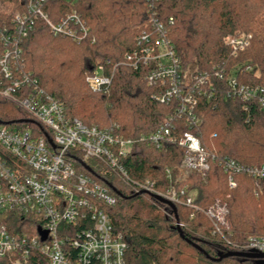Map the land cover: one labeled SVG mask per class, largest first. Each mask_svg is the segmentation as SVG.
<instances>
[{"label":"trees","instance_id":"trees-1","mask_svg":"<svg viewBox=\"0 0 264 264\" xmlns=\"http://www.w3.org/2000/svg\"><path fill=\"white\" fill-rule=\"evenodd\" d=\"M22 3L0 0V25L8 23ZM45 9L52 20L67 10L79 12L94 41L74 42L54 35L37 21L21 44L24 69L64 107L67 116L84 124L104 127L116 123L123 135L137 137L154 131L173 115V134L190 129L183 116L174 114L175 100L164 104L151 97L160 85L146 82L147 66L132 69L123 63L125 54L138 45V34L150 27L153 18L165 23L182 73L207 72L214 86L210 99L202 91L205 86L192 91L197 95L194 112L200 123L191 130L202 148L215 156L205 174L184 170V149L176 142L161 148L134 144L123 162L132 179L154 180L159 191L170 183L165 175L168 168L171 183L177 189L185 186L187 192L194 191V203L200 209L177 204L175 217L171 207L152 194L136 191L132 184L104 172L95 160H85L90 174L109 185L115 196V203L106 211L113 229L127 239L128 263L263 264L261 259L235 255L213 260L234 249L211 233L203 210L215 199L226 202L225 232L233 242H243L251 234L264 235V184L255 195L254 179L240 172L235 176L236 187L229 188L226 174L217 164L225 155L244 165L264 162V111L254 102H248L245 109L244 102L226 95L224 78L214 76L217 68H223L226 75L237 65L240 82L264 87V0H50ZM170 17L172 23L168 24ZM236 31L250 33L251 38L244 50L232 56L222 39ZM98 65L113 74L106 88L92 91L85 75ZM0 122L36 124L13 101L1 96ZM36 125L38 132H46ZM0 219L9 232H32L34 228L26 216L13 211L2 213ZM177 222L184 237L176 229ZM0 264L13 263L9 256H2Z\"/></svg>","mask_w":264,"mask_h":264},{"label":"built area","instance_id":"built-area-1","mask_svg":"<svg viewBox=\"0 0 264 264\" xmlns=\"http://www.w3.org/2000/svg\"><path fill=\"white\" fill-rule=\"evenodd\" d=\"M47 1L50 0H23L9 22L0 25V96L13 101L46 131L14 128L0 122V215L13 211L26 216L34 225L32 232L13 233L0 219V257L9 256L13 264H33L34 261L129 264L125 255L127 239L113 229L106 211V207L115 203V196L109 185L90 174L91 168L85 160H95L105 168L104 172L132 184L136 191L159 195L175 206L200 209L194 203V191L187 192L185 186L177 189L171 183L168 168L165 175L170 183L166 190L159 191L154 180L132 179L123 162L134 144L161 148L164 143L176 142L184 149L181 161L184 170L205 174L215 156L202 148L191 130L200 123L194 112L197 95L192 91L199 92L200 87L205 86L202 91L207 92L210 99L214 86L207 72L182 73L165 23L153 18L150 27L138 34V45L125 54L123 63L132 69L147 66L146 82L160 85V90L151 97L164 104L175 100L174 114L183 116L190 129L173 134L171 115L154 131L129 137L120 132L116 123L99 127L67 116L64 107L24 69L22 41L37 21L54 35L74 42L87 38L92 42L94 37H90L88 24L75 10L64 11L52 20L45 9ZM167 23H172L171 17ZM250 38V33L236 31L226 34L222 41L229 53L236 56L249 44ZM222 69H215L214 76L224 78L226 95L244 102L245 109L248 102H254L264 111V87L240 82L237 65L226 75ZM112 74V71L105 73L103 66L98 65L86 73L85 81L92 91H100L110 84ZM74 161L82 169L77 168ZM217 164L226 174L229 188L236 187V174L244 172L254 179L255 195L262 190L264 162L244 165L225 155L217 159ZM226 213V202L220 199L203 210L211 223V233L236 251L264 253V235L251 234L243 242L230 239L225 232Z\"/></svg>","mask_w":264,"mask_h":264},{"label":"water","instance_id":"water-1","mask_svg":"<svg viewBox=\"0 0 264 264\" xmlns=\"http://www.w3.org/2000/svg\"><path fill=\"white\" fill-rule=\"evenodd\" d=\"M87 169V165H84ZM139 192H142V191H139ZM156 199H158L159 201L163 202V203H166L167 205H169L172 209V211L174 212L175 214V217H176V206L168 201L167 199L159 196V195H153ZM176 229L178 230L179 234L181 237H184L183 235V232L180 228V226L178 224H176ZM197 249L200 250V247L193 244ZM232 255H235V256H240V257H247V258H257V259H262L263 260V264H264V253H260V252H255V251H236V250H229V251H226L225 253H222L220 255H218L217 257L215 258H212L213 260H221L222 258L224 257H227V256H232Z\"/></svg>","mask_w":264,"mask_h":264},{"label":"rangeland","instance_id":"rangeland-1","mask_svg":"<svg viewBox=\"0 0 264 264\" xmlns=\"http://www.w3.org/2000/svg\"><path fill=\"white\" fill-rule=\"evenodd\" d=\"M192 66H190L189 70H191ZM9 126L14 128H25L30 130H36L37 125L35 123H9ZM263 188V187H262Z\"/></svg>","mask_w":264,"mask_h":264}]
</instances>
